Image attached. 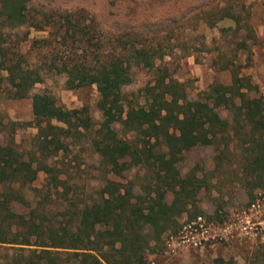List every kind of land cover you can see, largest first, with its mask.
Segmentation results:
<instances>
[{
  "label": "rangeland",
  "instance_id": "obj_1",
  "mask_svg": "<svg viewBox=\"0 0 264 264\" xmlns=\"http://www.w3.org/2000/svg\"><path fill=\"white\" fill-rule=\"evenodd\" d=\"M228 6L242 19L239 26L245 24L247 28L234 33V23L221 18ZM28 9L37 19L40 14L45 15L49 26L51 12L60 16L70 12L72 19L82 22L79 28L91 39L87 54L114 52L113 47L119 46L116 40L146 41L153 47L152 54H159L156 57L162 59H156L152 70L131 67L130 82L121 88L125 107L143 105L142 90L147 85H156V78L173 79L180 84L185 99L194 101L213 83L228 85L231 72L250 79L254 93H249V97L264 99V0H31ZM46 32L19 27L6 28L2 33L9 46L26 34L24 41L12 45V50L35 64L34 68L38 67L41 81L33 85L27 97L12 99L4 73L0 72V142L14 148L33 167L38 166L34 179L26 182L21 191L29 205L17 212L32 217L39 224V233H61L62 229H73L79 208L100 201V190L107 181L119 184L123 187L121 190H129L133 197H147L154 186L155 168L125 159L121 161L123 169L119 176L107 173L91 145L101 121L95 86L66 89L65 76L47 69L42 54L49 53L30 47L32 40L46 37ZM95 40L103 44L110 41V49H99ZM240 41L244 42L245 49L236 46ZM72 48L59 49L56 54H72ZM33 93L52 95L56 104L65 110L85 108L91 122L89 129H80L79 133L67 137L61 150L43 165L38 164L42 160L35 141L36 129L31 122L29 96ZM215 109L222 118L232 122V112L217 106ZM114 130L119 138L135 140L120 124H115ZM228 136L218 137L210 146H192L181 154L176 164L180 177H195L202 182L201 187L194 197L190 195L183 201L177 196L165 195L171 217L165 224L142 230L146 242L143 264H211L213 261L215 264H255L262 260L264 233L245 236L232 233L230 238L200 249L179 248L170 252L165 245L167 236L196 216L222 226L234 221L236 214L256 201L264 212V170H245L250 166L245 163L246 158L253 156L249 151L252 143L244 133ZM262 141L264 145V133ZM189 189L188 186L186 190ZM19 248L25 247L2 245L0 264H17L22 253ZM52 250L57 254L58 264H68L67 250ZM205 250L214 255L213 260L207 258L210 254L198 257ZM195 258L203 259L197 263V260L191 261Z\"/></svg>",
  "mask_w": 264,
  "mask_h": 264
},
{
  "label": "trees",
  "instance_id": "obj_2",
  "mask_svg": "<svg viewBox=\"0 0 264 264\" xmlns=\"http://www.w3.org/2000/svg\"><path fill=\"white\" fill-rule=\"evenodd\" d=\"M30 3L31 0H0V72L4 73L10 97H27L33 85L41 81V75L38 67H33L35 64L12 50V45L24 41L26 34L21 38L14 36L18 40L9 46L3 38L4 29L47 30L46 37L30 42L31 48L49 53L42 54L47 69L65 76L66 89L94 85L98 93L96 107L101 121L91 145L107 173L119 176L123 169L121 161L125 159L138 160L155 171L154 186L147 197H133L129 190H121L119 184L107 181L100 190L99 202L77 210L72 230L39 233V224L32 217L17 212L29 205L21 191L26 182L34 179L38 166L33 167L14 148L0 142V247H25L19 248L22 253L17 264H58L52 249L67 250L68 264H143L146 242L142 230L165 224L171 217L165 195L183 201L190 195L194 197L201 187L199 179L180 177L176 169L181 154L192 146H210L218 137L244 133L252 143L249 151L253 155L246 158L245 163L250 166L245 170H264V99L249 97L254 93L249 78L231 72L228 85L213 83L194 101L185 99L180 84L173 79L156 78V85H147L142 90L143 105L125 107L121 88L130 82L131 67L152 70L156 59H162L156 57L159 54H152L153 47L146 41L116 40L119 46L113 47L114 52L87 54L91 39L79 28L81 21L72 19L70 12H64L63 16L51 12L49 26L45 15L40 14L37 19L29 14ZM231 9L228 6L221 18L234 23V33L247 28L245 24L239 26L242 19ZM95 41L99 49L109 48L110 41L104 44ZM236 46L246 48L243 41ZM63 48H72L74 52L56 54ZM29 98L36 146L42 160L38 164L43 165L61 150L72 133L90 128V117L85 108H61L47 93H33ZM215 106L232 112V122L222 118ZM115 124L133 134L135 140L117 137ZM42 168L45 170L46 166ZM188 186L190 189L186 190ZM255 264H264V256Z\"/></svg>",
  "mask_w": 264,
  "mask_h": 264
},
{
  "label": "built area",
  "instance_id": "obj_3",
  "mask_svg": "<svg viewBox=\"0 0 264 264\" xmlns=\"http://www.w3.org/2000/svg\"><path fill=\"white\" fill-rule=\"evenodd\" d=\"M232 233L237 236L264 233V212L258 201L236 214L234 221L222 226L196 216L184 222L176 233L167 236L165 245L170 252L179 248L200 249L207 244L226 240Z\"/></svg>",
  "mask_w": 264,
  "mask_h": 264
},
{
  "label": "crops",
  "instance_id": "obj_4",
  "mask_svg": "<svg viewBox=\"0 0 264 264\" xmlns=\"http://www.w3.org/2000/svg\"><path fill=\"white\" fill-rule=\"evenodd\" d=\"M200 252L203 253V254H199V255L197 254L198 257H202V255H204V254H207V255L210 254L209 256H207V258H208V259H209V258H210V259L214 258V255L211 254L210 251H208V250H205V252H203V251H200ZM197 255H196V256H197ZM200 255H201V256H200ZM185 257H186V256H185ZM207 258H206V259H207ZM202 259H203V258H200L199 260H197V258H195V259H192V260L190 259V260H191V261H196V260H197V261L195 262V263H197V262H199V261L202 260ZM212 260H213V259H212ZM211 264H215V261L211 262Z\"/></svg>",
  "mask_w": 264,
  "mask_h": 264
}]
</instances>
